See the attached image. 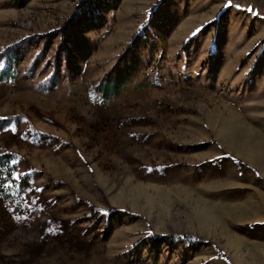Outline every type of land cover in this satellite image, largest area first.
<instances>
[{
  "label": "rangeland",
  "instance_id": "obj_1",
  "mask_svg": "<svg viewBox=\"0 0 264 264\" xmlns=\"http://www.w3.org/2000/svg\"><path fill=\"white\" fill-rule=\"evenodd\" d=\"M0 66V264H264V0H0Z\"/></svg>",
  "mask_w": 264,
  "mask_h": 264
},
{
  "label": "trees",
  "instance_id": "obj_2",
  "mask_svg": "<svg viewBox=\"0 0 264 264\" xmlns=\"http://www.w3.org/2000/svg\"><path fill=\"white\" fill-rule=\"evenodd\" d=\"M13 53L6 51L4 57L8 62L12 60ZM0 66V83L4 81L7 75H14V72L9 71L7 68ZM118 84H104L102 92L106 97H109L118 90ZM110 92V93H109ZM6 119H0V127ZM16 157L12 153L0 154V193L3 194L2 200L5 202L12 201L19 196L23 199V192H34V187L30 182L28 174L20 176L17 174V165L15 162Z\"/></svg>",
  "mask_w": 264,
  "mask_h": 264
},
{
  "label": "snow or ice",
  "instance_id": "obj_3",
  "mask_svg": "<svg viewBox=\"0 0 264 264\" xmlns=\"http://www.w3.org/2000/svg\"><path fill=\"white\" fill-rule=\"evenodd\" d=\"M229 4H231V0H228ZM237 7H239V5H237ZM249 11H251V9H249Z\"/></svg>",
  "mask_w": 264,
  "mask_h": 264
}]
</instances>
